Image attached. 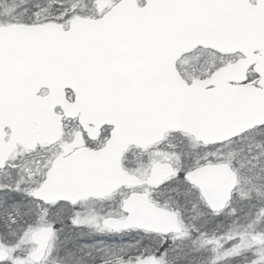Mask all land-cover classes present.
Masks as SVG:
<instances>
[{"label": "snow or ice", "instance_id": "obj_1", "mask_svg": "<svg viewBox=\"0 0 264 264\" xmlns=\"http://www.w3.org/2000/svg\"><path fill=\"white\" fill-rule=\"evenodd\" d=\"M0 264H264V0H0Z\"/></svg>", "mask_w": 264, "mask_h": 264}]
</instances>
